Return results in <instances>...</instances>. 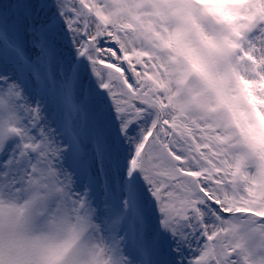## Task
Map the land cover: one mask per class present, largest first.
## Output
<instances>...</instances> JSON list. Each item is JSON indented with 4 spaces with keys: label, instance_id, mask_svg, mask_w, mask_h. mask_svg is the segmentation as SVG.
Listing matches in <instances>:
<instances>
[{
    "label": "snow or ice",
    "instance_id": "snow-or-ice-1",
    "mask_svg": "<svg viewBox=\"0 0 264 264\" xmlns=\"http://www.w3.org/2000/svg\"><path fill=\"white\" fill-rule=\"evenodd\" d=\"M192 23L188 0H0V264H264V163L168 91ZM240 61L264 72V26Z\"/></svg>",
    "mask_w": 264,
    "mask_h": 264
},
{
    "label": "clouds",
    "instance_id": "clouds-1",
    "mask_svg": "<svg viewBox=\"0 0 264 264\" xmlns=\"http://www.w3.org/2000/svg\"><path fill=\"white\" fill-rule=\"evenodd\" d=\"M188 9L194 23L184 28L178 46L161 52L182 80L179 87L175 81L168 84L169 94L176 102H190L177 114L207 117L226 127L250 166L264 163V72L242 73L240 61L247 37L264 26V0H188ZM241 75L251 87L240 83ZM249 129L255 149L247 147Z\"/></svg>",
    "mask_w": 264,
    "mask_h": 264
}]
</instances>
